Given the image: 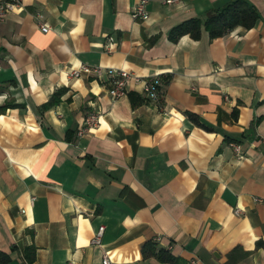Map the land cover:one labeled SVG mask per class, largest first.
<instances>
[{"label":"crops","instance_id":"crops-1","mask_svg":"<svg viewBox=\"0 0 264 264\" xmlns=\"http://www.w3.org/2000/svg\"><path fill=\"white\" fill-rule=\"evenodd\" d=\"M137 1L22 0L0 20L7 264L27 246L31 264H264V0H247L249 28L176 40L232 0H148L145 20ZM82 63L160 75L159 102L134 81L111 100L105 74L69 76ZM90 111L99 125L78 137ZM153 240L178 262L144 256Z\"/></svg>","mask_w":264,"mask_h":264},{"label":"built area","instance_id":"built-area-1","mask_svg":"<svg viewBox=\"0 0 264 264\" xmlns=\"http://www.w3.org/2000/svg\"><path fill=\"white\" fill-rule=\"evenodd\" d=\"M172 0H165V2H171ZM22 0H0V20L4 19L8 13L17 9L21 6ZM148 0H138L135 4L131 15L134 19L145 20L148 16L147 12ZM38 17V14H37ZM40 30L42 32H47L49 30L46 24L40 25ZM95 74L101 75L105 74L107 81L106 92L111 100L118 99L125 95L126 85L129 81L141 82L143 85V91L145 97L151 101L159 102L160 98V75H152L150 77L142 78L136 75L132 71H128L122 68L113 67H101L96 65L80 64L78 67L73 68L69 72L70 77L80 78L81 76ZM100 113L98 111H90L85 116L84 119L76 131L78 137L84 136L90 133L94 128L99 125ZM233 151L236 156H241V148L237 143H231ZM235 214H240L239 208L234 209ZM104 226H98L94 236L92 238V244L100 245L101 238L103 234ZM102 264H112L109 257L104 254L102 256Z\"/></svg>","mask_w":264,"mask_h":264},{"label":"trees","instance_id":"trees-1","mask_svg":"<svg viewBox=\"0 0 264 264\" xmlns=\"http://www.w3.org/2000/svg\"><path fill=\"white\" fill-rule=\"evenodd\" d=\"M257 18V13L247 0H232L226 5L210 12L204 20L200 18H190L175 25L169 32L171 40H176L182 34H190L196 38L199 35L200 27L203 24L207 29L211 38L218 37L231 30L237 25H242L246 28L253 26ZM59 98L58 92H55L51 97L50 103L57 102ZM193 117L192 113H188ZM144 256L153 255L160 262L177 263V259L169 249L158 246L155 240L147 241L142 247ZM23 259L27 264H31L35 257L33 246H27L23 250ZM10 261V256L3 251H0V264H7Z\"/></svg>","mask_w":264,"mask_h":264}]
</instances>
